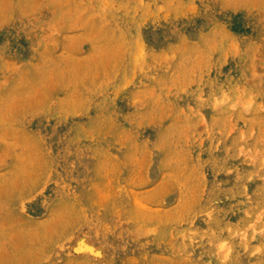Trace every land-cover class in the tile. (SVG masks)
Instances as JSON below:
<instances>
[{"label":"rangeland","instance_id":"1","mask_svg":"<svg viewBox=\"0 0 264 264\" xmlns=\"http://www.w3.org/2000/svg\"><path fill=\"white\" fill-rule=\"evenodd\" d=\"M0 264H264V0H0Z\"/></svg>","mask_w":264,"mask_h":264}]
</instances>
